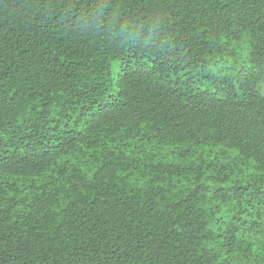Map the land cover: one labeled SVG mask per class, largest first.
Returning <instances> with one entry per match:
<instances>
[{"label": "trees", "instance_id": "obj_1", "mask_svg": "<svg viewBox=\"0 0 264 264\" xmlns=\"http://www.w3.org/2000/svg\"><path fill=\"white\" fill-rule=\"evenodd\" d=\"M0 264H264V0H0Z\"/></svg>", "mask_w": 264, "mask_h": 264}]
</instances>
